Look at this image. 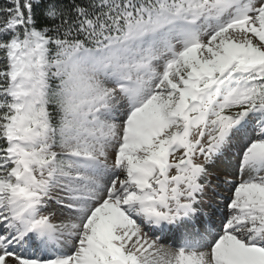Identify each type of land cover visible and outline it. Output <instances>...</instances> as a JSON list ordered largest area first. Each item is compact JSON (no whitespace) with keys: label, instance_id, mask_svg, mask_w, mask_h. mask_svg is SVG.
<instances>
[{"label":"snow or ice","instance_id":"obj_1","mask_svg":"<svg viewBox=\"0 0 264 264\" xmlns=\"http://www.w3.org/2000/svg\"><path fill=\"white\" fill-rule=\"evenodd\" d=\"M0 264H264V0H4Z\"/></svg>","mask_w":264,"mask_h":264},{"label":"rangeland","instance_id":"obj_2","mask_svg":"<svg viewBox=\"0 0 264 264\" xmlns=\"http://www.w3.org/2000/svg\"><path fill=\"white\" fill-rule=\"evenodd\" d=\"M223 168H224V165H223V164L218 165V170L222 171ZM207 212H208V214L212 217V222H213L216 226H219V224H220V222H221L219 216L216 215V214H213V212H212L211 209H208ZM198 226L203 227L202 225H198Z\"/></svg>","mask_w":264,"mask_h":264},{"label":"trees","instance_id":"obj_3","mask_svg":"<svg viewBox=\"0 0 264 264\" xmlns=\"http://www.w3.org/2000/svg\"><path fill=\"white\" fill-rule=\"evenodd\" d=\"M4 3V0H0V4H3Z\"/></svg>","mask_w":264,"mask_h":264}]
</instances>
